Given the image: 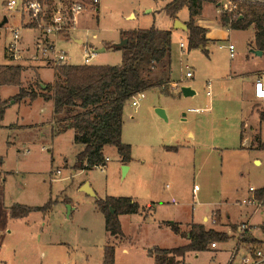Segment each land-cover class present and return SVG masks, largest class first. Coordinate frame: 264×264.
Returning a JSON list of instances; mask_svg holds the SVG:
<instances>
[{
    "label": "rangeland",
    "instance_id": "obj_1",
    "mask_svg": "<svg viewBox=\"0 0 264 264\" xmlns=\"http://www.w3.org/2000/svg\"><path fill=\"white\" fill-rule=\"evenodd\" d=\"M86 1L87 7L78 15L75 27L57 36L55 51H65L69 64H84L86 52L105 47V51L91 58L90 64L119 65L123 52L115 49V45L123 39L121 31L170 29L173 30L170 79L178 87L175 89L172 82L166 84L170 95L162 93L159 87L146 91L137 97V106L132 104V99L127 101L122 140L131 145L132 160L127 164L129 169L125 175L114 145L105 149L110 160L104 170L74 168L82 145L75 142L74 129L52 137L51 127L47 125L53 113L52 101L37 98L28 105H12L2 124L19 119L27 125L22 128H27L14 133L15 143L8 144L9 130L0 126V264H103L104 248L108 244L116 247L119 264H156L155 257L149 253L151 248H172L187 243V237L176 234L167 222L175 220L187 231L190 227L187 222L193 220V214L195 222H202L207 228H215L222 219L227 226L237 223L228 233L237 244L233 249L234 241L229 239L219 242L216 250L189 251L186 264H228L236 248L239 251L234 264H240L244 252L264 248V232L260 226L264 223V206L257 209L243 202L252 195L250 186L264 184V148L240 147L242 121L247 122L254 139L264 138L261 119L264 104L254 100L249 108L245 99L252 74L264 69V55L252 53L254 25L248 29L220 26L223 10L221 14L210 1L204 8V18L219 28L206 43L207 51L202 47L190 49L188 32L174 28L176 21L165 11L171 0H100L96 4ZM224 4L230 5V2L224 0ZM188 14V8H183L180 20L185 21ZM22 20L24 26L36 27L29 23L30 16L23 7L9 9L7 0H0V63L7 61L5 51L7 48L8 53L9 45L15 40V30L21 37L20 47L23 44L26 48L33 47L38 31L25 28ZM180 41L187 45L184 53ZM230 44L235 46L233 58ZM26 48L19 50L12 60L26 69L22 76L25 82L35 80L36 69L45 82H54L57 71L51 58L55 53L45 56L36 48ZM186 64L192 66L193 77L186 75ZM151 75L166 80L169 76L161 68H155ZM261 75L263 71L257 77ZM208 81L212 83L211 95L207 93ZM34 83V89H38V81ZM189 86L195 94L185 96L183 88ZM192 107L200 111L192 112L189 110ZM43 122L47 124L40 131L38 123ZM187 131L194 132L201 141L197 165L194 171L188 167L176 177L169 172V167L179 163V159L189 158L190 151L171 149L172 153L164 157L163 144H176L175 138L180 135L179 141L190 142L193 137L186 135ZM255 158L260 162H255ZM68 161L73 166L67 165ZM52 169H59L60 173L51 179ZM85 180L90 182L96 195L80 189ZM176 191L180 197L175 203L164 204L156 210L150 207L160 196ZM107 196H129L140 205L139 213L124 217L126 237L117 238L106 230L105 215L99 210L97 200ZM69 200L72 209L66 203ZM50 201L46 212L33 210L24 217L11 215L14 205L45 206ZM206 215L208 220L203 219ZM249 218L254 233L261 239L254 237L252 228L249 237L260 240L259 243L246 241L248 235L242 237L240 233ZM124 247L129 249L128 253L122 251Z\"/></svg>",
    "mask_w": 264,
    "mask_h": 264
},
{
    "label": "trees",
    "instance_id": "obj_2",
    "mask_svg": "<svg viewBox=\"0 0 264 264\" xmlns=\"http://www.w3.org/2000/svg\"><path fill=\"white\" fill-rule=\"evenodd\" d=\"M28 1V0H27ZM204 1L219 0H171L165 11L170 17L176 18L178 13L187 6L190 11L188 25L189 48L202 47L207 43L206 29L195 23V16L202 11ZM239 15L232 18L224 14L223 20L234 29H247L254 25L255 42L264 53V3L253 1L238 2ZM231 18V19H230ZM127 38L126 46H117L123 52L122 63L109 64H63L57 65L56 79L53 83H45V88L38 82L37 88L22 86L21 64H0V86H20L19 92L13 97L15 102L24 99L35 100L39 96L45 100H53L55 113V132L57 134L75 130V142L83 148L76 156L74 168L91 169L105 162V147L114 145L124 164L132 158V148L122 140L124 108L130 99L138 93L159 87L167 95L165 89L171 81L172 64V32L160 28H137L121 31ZM205 51H207L204 48ZM155 68L168 71V81L163 77L152 76ZM8 101H3L0 93V122L4 119ZM264 119V112L261 113ZM244 126L242 125V128ZM243 132V130H242ZM255 141L258 148H264L261 137ZM175 148V147H171ZM264 187L257 192L263 197ZM51 201L45 206L29 207L17 204L11 209L13 217L27 216L33 210L50 208ZM99 210L105 215V227L110 235H124L119 219L120 214L137 213L140 205L129 196H107L97 200ZM176 234L189 238V242L172 248L155 246L149 253L155 257L156 264H183L189 251L209 250L213 242H225L231 237L224 231L207 228L203 223H192L188 231H182L177 222H167ZM264 230V225L262 226ZM246 241L259 243L256 238L246 237ZM116 247L106 245L103 264H115Z\"/></svg>",
    "mask_w": 264,
    "mask_h": 264
},
{
    "label": "crops",
    "instance_id": "obj_3",
    "mask_svg": "<svg viewBox=\"0 0 264 264\" xmlns=\"http://www.w3.org/2000/svg\"><path fill=\"white\" fill-rule=\"evenodd\" d=\"M213 4H214V6L217 8V11H219L220 13H221V10H223V5H225L224 4V0H219V1H216V2H213V1H211ZM208 4H210V1H204L203 2V5H202V11H201V13L199 14V15H197V16H195L194 18H195V23L197 24V25H199V26H201V27H204L205 29H206V33H205V35H206V38H207V43L210 41V40H212L213 39V32H215V31H217L218 30V28L219 27H217L216 26V24L214 25L212 22H210V21H208L206 18H204V8L208 5ZM187 6H185L184 8H186ZM188 8V7H187ZM183 10V9H182ZM181 10V11H182ZM181 11L178 13V15H177V17L178 18H173V17H171L172 19H173V21L174 20H176V19H179L180 20V18H179V15L181 14ZM188 11H189V8H188ZM84 12V11H83ZM82 12V13H83ZM224 14H227V15H229V16H231V14H230V12H228V11H226V10H223L222 11ZM222 14V13H221ZM221 18H222V20H223V16H221ZM190 19V11H189V14H188V18L185 20V21H182V20H180V21H182V22H184V23H186L188 20ZM231 19V18H230ZM222 25H220V26H227V27H229V29H234V28H232V27H230V24L229 23H227V22H225L224 20L222 21ZM22 25H23V20H22ZM24 26V25H23ZM251 26H253V25H251ZM25 28H31V29H35V30H37L38 31V35L36 36V39H35V42H34V45H33V47L31 48V47H28L27 46V48L26 47H23L24 46V44H23V46L22 47H20V44H22L21 43V37H20V34H19V32H18V30H15V31H17L18 32V35H19V37H18V39H16V46H17V53H19V50H24L25 48L26 49H35L36 48V50H38L40 53H41V55H45V56H51V53H52V51L55 53V47H56V41H57V39H58V37L57 36H53V35H50V36H45L44 35V33L42 32V30L40 29V28H37V27H29V26H24ZM174 28H176L175 26H173ZM211 27H214V28H211ZM173 29V28H172ZM228 29V30H229ZM248 29V28H247ZM168 30H170V29H168ZM185 30V29H184ZM187 32H188V35H189V30H186ZM171 32L173 33V30H171ZM255 35H256V30H255ZM19 41V42H18ZM14 42H15V40H14ZM48 45V47L49 46H51V47H49V49H47V48H45L46 46ZM10 46V45H9ZM9 48V47H8ZM47 49V50H46ZM256 49H258L257 48V46H256V42H255V37H254V48H253V50H252V53H254V50H256ZM255 54V53H254ZM256 56H262V55H264V53L262 54V55H258V54H255ZM5 58L7 59V61L6 62H4V63H0V64H15V63H13L12 62V60H14L13 59V56H12V52H10V49H8V53H7V48H6V51H5ZM16 64H20V63H16ZM22 65V64H21ZM23 66V65H22ZM24 71H26V69L24 68V66H23V71H22V76H23V72ZM262 71L264 72V69H259V70H256L252 75V79H251V82H250V87H249V90H248V92L246 93V95H245V99H246V103L248 104V107L249 108H251V106H253L254 105V100L256 101H259V102H262L263 104H264V100H261V99H258V98H256L255 97V91H254V83H255V79H256V77H257V75H258V73H262ZM34 78H35V80L34 79H32V81H30L29 83H27V82H25V79L24 78H22V86H24V87H28V86H31L32 84V86H35V83L34 82H39L40 84H41V86L43 85V84H45V83H53V81L51 82H45L43 79H42V77L40 76V74H39V72H37V69H36V75L34 76ZM248 78H249V76H248ZM34 80V81H33ZM55 81V80H54ZM173 83V85H174V88L176 89L177 87H178V85H177V82H175L174 80H172L171 79V81L169 82V83ZM208 82H210V87H209V89H208V94H209V91L211 92V86H212V83H211V81H208ZM176 86V87H175ZM43 87V86H42ZM43 88H45V87H43ZM187 88H189L190 89V91H191V93L190 94H188V95H185V96H192V95H194L195 94V90H193L192 89V87H187ZM19 89H20V86H14V85H2V86H0V93H1V98H2V100L3 101H8V106H7V108H6V113H5V116H4V119L0 122V126H5L6 128H7V130H9V135H8V133H7V135H8V140H7V142H8V144H12V143H15L13 140H12V135L14 134V133H16V132H18V131H21L22 129H26L27 127H25V128H22V126H27L26 124H22L20 121H19V119H17L16 121H14V122H10L9 124H6V125H3L2 123L5 121V119H6V116H7V114H8V112L13 108V106L12 105H15L16 103H19V104H24V105H28V103H30L31 104V102H33L34 100H30V99H24V100H21V101H19V102H15L14 100V102H11V99L19 92ZM149 91V90H148ZM175 91V90H174ZM145 94V93H144ZM209 95H211V93L209 94ZM38 98H43V97H41V96H39ZM37 99V98H36ZM35 99V100H36ZM44 99V98H43ZM45 100V99H44ZM47 101H52L53 102V100H47ZM210 108V107H209ZM190 109H195L194 107H192V108H189V110ZM197 109H199V108H197ZM202 110V109H201ZM253 110H254V107H253ZM191 111V110H190ZM199 111H200V109H199ZM199 111H192V112H199ZM249 112V111H248ZM264 112V111H263ZM262 119V118H261ZM262 120H264V119H262ZM48 123V124H47ZM47 123H45V122H43V123H38V125H40L41 126V128H40V131H42V129L44 128V126L47 124V125H49L50 127H51V134H52V137L55 135V134H57L56 132H55V113H54V104H53V113H52V117H51V120H49V122L47 121ZM242 125L244 126L243 128H242ZM249 125H247V122L246 121H242V124H241V140H242V143H241V145H240V147L241 148H247V149H252V148H258L257 147V145H255L254 143H255V139H254V135H253V133L249 130ZM242 130H243V132H242ZM187 134H190L192 137H193V139L189 142H186L185 140H180L181 141V143H180V141H179V139H181V138H178V137H180V136H177L176 138H175V140L177 141V143L176 144H174V145H169V144H163V150H164V157L165 156H167L168 155V153H172V150L171 149H174V150H177V152L179 151V150H184V149H187V150H189L190 151V156H189V158H187V159H179L178 161H179V163L178 162H175V163H173L169 168V172L171 173V174H173L174 176H179V174L181 175L182 173H184L186 170H187V168L188 167H192V169H193V171L195 170V168H196V161H197V158H196V156H197V154H198V150H199V145H200V140H197V137H196V134L194 133V132H190V131H187L186 132V135ZM42 135H44V132L42 133ZM261 138H262V136H260ZM75 138V137H74ZM263 141H264V139H262ZM185 141V142H184ZM171 147H175V148H171ZM46 148V147H45ZM82 148H83V146H81V149L79 150V151H81L82 150ZM107 148V146L105 147V149ZM49 149V148H48ZM212 149H219V148H217V147H212ZM49 150H51V149H49ZM79 151L77 152V154L79 153ZM27 152H29V150H27ZM105 152V151H104ZM77 154H76V156H77ZM132 155V154H131ZM132 160V159H131ZM255 162H257V163H259L260 162V160H258V158H255ZM1 163H2V160H0V165H1ZM130 163V162H129ZM128 163V164H129ZM122 164L124 165V163L122 162ZM67 165H71V166H73V162H71V161H68V163H67ZM129 169V168H128ZM57 170H59V169H57ZM52 171H53V169H52ZM51 171V172H52ZM60 171V170H59ZM50 172V173H51ZM56 175V174H55ZM58 175V174H57ZM52 175H51V179H52ZM85 183H87L90 187H91V184H90V182L89 181H87V180H85V181H83L82 183H81V185H80V189H83V186H84V184ZM262 187H264V184L262 185V186H259V187H256V188H258V190L260 189V188H262ZM91 189L94 191V189L91 187ZM84 190V189H83ZM85 191V190H84ZM85 192H87V191H85ZM95 192V191H94ZM88 193V192H87ZM88 194H90V193H88ZM96 194V193H95ZM90 195H92V194H90ZM179 193L176 191V192H173V193H169L168 195H164V196H160L159 198H157L158 200L157 201H152L151 202V205H150V207L151 208H154L155 210L157 209V208H159L160 206H162V205H164V204H170V203H175L176 201H177V199H179ZM68 205H69V207H70V209H72V203L70 202V200H69V202H66ZM22 205V204H21ZM26 206H29V207H37V206H34V205H26ZM214 210H216V209H214ZM213 210V211H214ZM251 212V211H250ZM69 213H70V211H69ZM68 213V214H69ZM137 213H139V212H137ZM137 213H130V214H120L119 215V219H120V222H121V225H122V230H123V233H124V235L122 236V237H126V231H125V227H124V217H126V216H134V215H136ZM251 214V213H250ZM252 215V214H251ZM250 215V216H251ZM249 216V217H250ZM221 217H222V215H221ZM228 217L230 218V216L228 215ZM194 218H195V216H194V214H193V220L192 221H190V222H187V223H189V225L191 226V224L192 223H202V222H195V220H194ZM204 220H208L209 219V217H208V215H206V216H204V218H203ZM250 220H251V218H249V219H247L245 222H248L249 224H250V226H251V228H252V232H253V234H254V237H256V238H260L258 235H256L255 233H254V231H255V229L253 228V224L250 222ZM173 222H175V220H172ZM231 222V221H230ZM234 224H237V223H232L231 224V226H227L228 224L227 223H225L224 221H223V219H222V222L221 223H219L218 224V226H216L214 229H216V230H218V231H224V232H227V233H229V231H230V229H231V227H232V225H234ZM264 225V223L263 224H261L260 226H261V229L263 230V228H262V226ZM180 226V225H179ZM181 227V226H180ZM210 228H213V227H210ZM182 229V228H181ZM190 229V227L187 229V231ZM182 231H186V230H184V229H182ZM263 232H264V230H263ZM264 234V233H263ZM187 237V236H186ZM230 239H232V241H234V245H233V249L236 247V240L234 239V237H231ZM261 239V238H260ZM189 242V238L187 237V243ZM218 244H217V247H210L209 248V250H211V249H218V247H219V244L221 243H219V242H217ZM162 248V247H161ZM122 251L124 252V253H128L129 252V249L127 248V247H124L123 249H122ZM115 264H119L118 263V260H117V251H116V261H115ZM183 264H186V259H184V261H183Z\"/></svg>",
    "mask_w": 264,
    "mask_h": 264
},
{
    "label": "built area",
    "instance_id": "obj_4",
    "mask_svg": "<svg viewBox=\"0 0 264 264\" xmlns=\"http://www.w3.org/2000/svg\"><path fill=\"white\" fill-rule=\"evenodd\" d=\"M93 3H99L100 0H92ZM221 1V0H220ZM230 5H223V10L230 12L231 17L234 18L239 15L238 12V2L239 1H253V2H262L264 0H228ZM86 0H7V7L9 9H18L24 8L25 11L28 12L30 16L29 23L36 25L37 28H40L45 36H58L62 35L64 32L69 31L71 28H74L78 15H80L83 11H85L87 7ZM18 32H14L15 42H12L9 46L10 52H12V56L17 57V46L16 39H18ZM179 46L182 50V53L186 50V43L184 41H180ZM51 47V46H49ZM48 45L45 47L49 49ZM46 49V50H47ZM230 57H235V46L233 44L229 45ZM96 54V51L86 52L84 57V64H90L91 58ZM51 61L57 65L69 64L66 52L63 50L55 51V55L51 58ZM187 69L186 75L188 77L194 76V71L192 66L189 64L185 65ZM210 87V82H208ZM255 97L258 99H264V75H261L256 78L254 84ZM145 92H141L132 97V104L137 106L138 96L144 95ZM211 92L209 91V94ZM191 111H199V109H190ZM262 139H264L262 137ZM110 160L109 156H106L105 162L107 163ZM106 163L97 165L96 167H100V169L104 170ZM59 170H53L50 174L54 176L55 174H59ZM252 195L247 199H244L243 202L247 205L255 206L257 209L259 207L264 206V195L263 197H258L257 192L258 188L254 186L249 187ZM251 227L248 223L243 224V228L241 230L242 237L250 234ZM212 247H217V242H213L211 244ZM237 249V248H236ZM233 250L231 260L228 264H234V260L238 251ZM264 262V248L263 247H255V249H251L250 251L244 252V255L241 259L240 264H259Z\"/></svg>",
    "mask_w": 264,
    "mask_h": 264
},
{
    "label": "water",
    "instance_id": "obj_5",
    "mask_svg": "<svg viewBox=\"0 0 264 264\" xmlns=\"http://www.w3.org/2000/svg\"><path fill=\"white\" fill-rule=\"evenodd\" d=\"M6 21H7V19H5V20L1 23V25H3ZM175 21H176V22H175V27H176V28L180 27V28H182V29L188 30V25H187L186 23L180 21L179 19H176ZM77 41H78L79 43H82V40H81V39H77ZM127 42H128V39H127V38H123V39H122L119 43H117L116 45H117V46H120V47H122V46H126V45H127ZM105 50H106V48H105V47H102V48H100V49H96L95 51H96V53H98V52H102V51H105ZM254 53H255V54H258V55H262V54H263V51H262V50H259V49H256V50H254ZM42 86L45 87L46 85L43 84ZM183 92H184L185 95H188V94L191 93L190 89L187 88V87H184V88H183ZM12 102H14V101H12ZM158 112H160L161 114L164 115V111H163L162 109H158ZM127 170H128V165H127V164H124V165H123V174H124V175L126 174ZM83 189H84L85 191H87L88 193L92 194V195H96L95 192L91 189V187H90L87 183L84 184Z\"/></svg>",
    "mask_w": 264,
    "mask_h": 264
}]
</instances>
